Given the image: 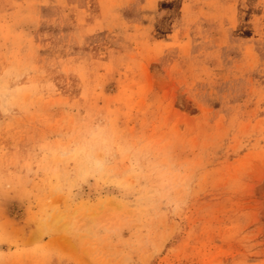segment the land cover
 Returning a JSON list of instances; mask_svg holds the SVG:
<instances>
[{
    "label": "rangeland",
    "instance_id": "rangeland-1",
    "mask_svg": "<svg viewBox=\"0 0 264 264\" xmlns=\"http://www.w3.org/2000/svg\"><path fill=\"white\" fill-rule=\"evenodd\" d=\"M0 264H264V0H0Z\"/></svg>",
    "mask_w": 264,
    "mask_h": 264
}]
</instances>
